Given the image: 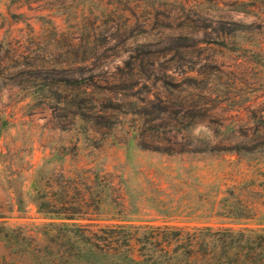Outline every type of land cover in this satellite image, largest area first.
Wrapping results in <instances>:
<instances>
[{
  "label": "rangeland",
  "instance_id": "1",
  "mask_svg": "<svg viewBox=\"0 0 264 264\" xmlns=\"http://www.w3.org/2000/svg\"><path fill=\"white\" fill-rule=\"evenodd\" d=\"M237 131L249 151L138 149ZM0 151L4 208L30 173L76 163L126 164L132 195L195 205L208 169L264 171V0H0ZM6 212L10 227L42 219ZM25 248L0 240V257L26 264Z\"/></svg>",
  "mask_w": 264,
  "mask_h": 264
},
{
  "label": "trees",
  "instance_id": "2",
  "mask_svg": "<svg viewBox=\"0 0 264 264\" xmlns=\"http://www.w3.org/2000/svg\"><path fill=\"white\" fill-rule=\"evenodd\" d=\"M178 38L192 39L188 34ZM179 45L189 46L187 42ZM71 80L79 84L76 78ZM164 111L160 106V112ZM151 136L154 142H142L138 149L166 154L210 149L239 153L249 151L252 140L248 132L237 131L222 137L228 143L208 146L206 139L198 138L202 146L189 148L184 144L189 145L190 138L180 144L157 133ZM130 168L76 163L49 170L42 181L30 173L25 194L19 188L9 208L0 201V240L6 244L24 240V251L30 255L26 264H264V171L208 169L200 176L195 205L132 195L122 177ZM154 180L152 184L159 187L160 178L154 176ZM146 201L153 214L145 210ZM29 204L41 220L5 225L11 216L6 211L25 217ZM4 263L1 256L0 264ZM7 263L20 264L17 258Z\"/></svg>",
  "mask_w": 264,
  "mask_h": 264
}]
</instances>
